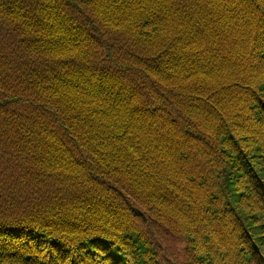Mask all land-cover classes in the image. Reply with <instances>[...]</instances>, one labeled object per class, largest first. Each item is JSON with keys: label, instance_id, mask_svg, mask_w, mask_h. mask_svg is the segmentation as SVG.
<instances>
[{"label": "trees", "instance_id": "16d2710c", "mask_svg": "<svg viewBox=\"0 0 264 264\" xmlns=\"http://www.w3.org/2000/svg\"><path fill=\"white\" fill-rule=\"evenodd\" d=\"M174 235L264 264V0H0V264H180Z\"/></svg>", "mask_w": 264, "mask_h": 264}, {"label": "rangeland", "instance_id": "374dc122", "mask_svg": "<svg viewBox=\"0 0 264 264\" xmlns=\"http://www.w3.org/2000/svg\"><path fill=\"white\" fill-rule=\"evenodd\" d=\"M166 236H167V233H162L159 236V239L162 242V247L164 245V248L166 246V244H165ZM174 240L175 241L173 243V246H174L173 259L175 260L177 258L180 260V264H183L185 261V253L187 252L185 242L180 237L175 236V235H174ZM35 247H37V246H35L34 243H32V248H35ZM26 249H29V248L26 247ZM163 254H164V257L166 258V260L168 257H171V251L170 252H163ZM37 258H39V257H37ZM166 260H164V262H166Z\"/></svg>", "mask_w": 264, "mask_h": 264}]
</instances>
